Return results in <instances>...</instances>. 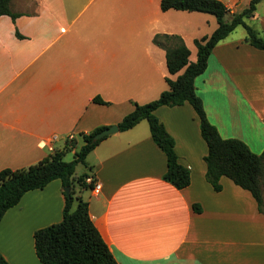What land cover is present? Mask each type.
I'll return each instance as SVG.
<instances>
[{
    "label": "crops",
    "instance_id": "obj_1",
    "mask_svg": "<svg viewBox=\"0 0 264 264\" xmlns=\"http://www.w3.org/2000/svg\"><path fill=\"white\" fill-rule=\"evenodd\" d=\"M219 1L229 22L251 0ZM263 1L247 25L256 21L264 27L258 12ZM160 2L11 1L10 10L20 15L0 16V170L32 166L65 150L70 141L74 156L83 135L117 125L136 104L157 99L168 89L167 79L178 74L168 73L156 35L179 36L190 62L196 61L194 40L209 37L216 18L162 11ZM244 39L228 36L219 42L194 85L220 136L238 139L259 155L264 152V51ZM95 97L107 104L94 103ZM154 115L174 139L178 162L190 172L187 187L177 189L163 179L166 158L145 120L104 138L80 174L101 184L98 195L86 188V199L76 197L88 203L116 262L264 264V213L228 178H220V191L206 181L207 146L192 107L162 106ZM64 204V188L54 180L25 193L5 212L0 255L8 264H41L34 231L60 222Z\"/></svg>",
    "mask_w": 264,
    "mask_h": 264
},
{
    "label": "trees",
    "instance_id": "obj_2",
    "mask_svg": "<svg viewBox=\"0 0 264 264\" xmlns=\"http://www.w3.org/2000/svg\"><path fill=\"white\" fill-rule=\"evenodd\" d=\"M11 1L0 0V16L6 15L14 20L20 14L10 10ZM260 1L251 0L247 8L234 14L227 22L225 17L228 9L219 0H161L162 11L175 9L211 14L216 18L218 26L209 37L194 40L196 48L194 62H190V51L179 36L156 35L154 43L165 51L168 73L178 76L175 80L167 79L168 89L157 99L144 105L136 104L133 111L127 114L117 127L119 131H126L145 120L153 142L166 158L163 179L175 188L183 189L190 183V172L178 162L174 151V139L167 133L154 112L162 106L189 104L198 118L200 134L207 146V155L204 157L206 181L214 191H220L222 189L220 178H228L235 185L248 191L256 201L259 211L264 213L261 189L264 152L258 155L238 139H223L208 120L194 85L195 79L206 70L214 47L239 26L246 30L244 42L264 51V35L246 23V20L254 15ZM93 102L107 104L99 97H95ZM105 128L100 127L83 135V144L75 152L71 162H65L63 158L65 153L75 146L73 141L68 143L69 147L65 150L54 152L32 166L0 170V221L5 212L16 206L29 191L43 189L54 180H59L63 188H70L69 196L64 193L65 204L61 221L34 231V250L41 264H118L89 216L88 203L81 197L72 195L75 182L84 188L93 187L92 182L85 184L84 179L85 176L88 178L87 175L75 178V170L76 166L84 163L87 155L104 139L94 141L93 137ZM193 209L200 212L199 205H194ZM0 264H8L1 255Z\"/></svg>",
    "mask_w": 264,
    "mask_h": 264
},
{
    "label": "rangeland",
    "instance_id": "obj_3",
    "mask_svg": "<svg viewBox=\"0 0 264 264\" xmlns=\"http://www.w3.org/2000/svg\"><path fill=\"white\" fill-rule=\"evenodd\" d=\"M258 12L261 15H264V1H263L262 6L259 8ZM248 24L250 26H252L253 28H255L261 35H264V27H263V25L260 22L248 21ZM228 36H229V39L245 38L246 37V30L242 26H239L232 33H230ZM143 123H144V125L148 126L146 121H144ZM82 144H83V142H82ZM73 158H74V156H73V154L71 152H68V153H66L64 155V161L65 162H71L73 160ZM86 163L87 162L79 163L76 166L75 175H80L83 172H86V166H87ZM87 177H88V175H87ZM84 181H85V184L87 185L88 182L86 181V176H85ZM261 181H262V199H263L262 210L264 211V172H263V176H262V180ZM80 188H84V187H82L78 183L74 184V186H73L74 193H72L73 197H76V195L77 196L81 195V197L83 199H86L88 194H89V190H86V187L84 189H82V190H80Z\"/></svg>",
    "mask_w": 264,
    "mask_h": 264
},
{
    "label": "water",
    "instance_id": "obj_4",
    "mask_svg": "<svg viewBox=\"0 0 264 264\" xmlns=\"http://www.w3.org/2000/svg\"><path fill=\"white\" fill-rule=\"evenodd\" d=\"M118 127L117 125H112L110 127H106L105 129L101 130L100 132L96 133L93 137L94 141H98L101 140L109 135H112L116 132H118ZM69 192H70V188L66 187L64 188V193L66 194V196H69Z\"/></svg>",
    "mask_w": 264,
    "mask_h": 264
},
{
    "label": "built area",
    "instance_id": "obj_5",
    "mask_svg": "<svg viewBox=\"0 0 264 264\" xmlns=\"http://www.w3.org/2000/svg\"><path fill=\"white\" fill-rule=\"evenodd\" d=\"M86 181L88 183L92 182L93 183V187L91 188L92 192L94 195H98L100 193L101 190V184L97 181H95L94 179L88 177L86 178Z\"/></svg>",
    "mask_w": 264,
    "mask_h": 264
}]
</instances>
